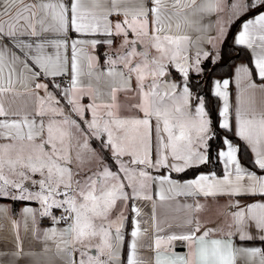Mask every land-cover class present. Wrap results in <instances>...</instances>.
I'll list each match as a JSON object with an SVG mask.
<instances>
[{
  "label": "snow or ice",
  "instance_id": "6c2138e0",
  "mask_svg": "<svg viewBox=\"0 0 264 264\" xmlns=\"http://www.w3.org/2000/svg\"><path fill=\"white\" fill-rule=\"evenodd\" d=\"M217 6V0H0V197L35 200L41 216L50 217L54 225L61 221L67 225L44 232L45 240L59 235L56 249L64 264H76L68 259L75 252L80 254L78 264H119L127 217L121 209L113 218V211L119 201L127 207L129 200H151V184L161 189L157 195L162 200L165 184L169 192L186 196H258L264 200V111L242 107L239 97L234 135L251 150V169L238 158L236 143L226 137L217 151L224 165L222 178L194 172L193 179L178 182L161 172L181 173L212 161L213 121L202 97H195V111H191L188 82L189 48L196 50L198 65L200 38L193 40L185 29L199 31L201 16L215 12ZM229 7L233 10L230 21L252 13L241 21L235 43L252 50L254 67L241 64L235 68L237 85L245 82L248 88L264 91V0H233ZM113 15L115 22L110 19ZM70 31L78 38L71 40L69 59L61 50L68 47ZM97 34L121 38L115 57L107 56L104 65L85 48L91 45L94 49L98 43L112 46L114 40L79 38ZM257 40L259 45H255ZM145 41V50L138 51ZM152 50L157 55L152 56ZM170 66L183 77L181 84L161 80L171 74ZM57 76H70L62 91L54 79ZM41 78L44 82H39ZM228 86L224 80L214 87V95L225 100L219 112L222 129L229 128ZM21 90L35 97L32 111L6 109L3 100ZM120 92L133 93L123 113ZM61 96L84 126L61 106ZM85 96L90 103H81ZM87 113H91L90 120ZM90 137L99 141V150L91 147ZM106 151L111 153V164L103 155ZM148 169L160 175L153 176ZM25 181L38 190H29ZM184 207L199 211L202 205ZM231 207L239 210L232 212L226 232L205 228L199 219L190 218L184 225L187 231L157 235L154 261L138 253L144 246L141 237L150 230L142 232L132 220L126 264H264L259 248L237 246L231 239L237 234L241 240L252 239L247 228L253 224L264 239V202L241 206L237 201ZM54 209L61 210L59 217ZM131 211L140 215L135 205ZM22 213L32 216L35 223L32 208L24 207ZM174 241H184L188 252L168 255ZM93 248L95 253L89 254Z\"/></svg>",
  "mask_w": 264,
  "mask_h": 264
},
{
  "label": "crops",
  "instance_id": "0c3cea01",
  "mask_svg": "<svg viewBox=\"0 0 264 264\" xmlns=\"http://www.w3.org/2000/svg\"><path fill=\"white\" fill-rule=\"evenodd\" d=\"M230 1V0H228ZM250 13V12H249ZM248 14V13H246ZM244 14V15H246ZM242 15V16H244ZM240 16V17H242ZM252 15L248 16L251 17ZM239 17V18H240ZM246 17L245 19H247ZM110 19L115 22L117 17L115 15L111 16ZM243 19V20H245ZM238 19L233 18L231 21L227 23L226 30L224 34H222L221 37H219L218 44V55H219V49L228 33V30L230 26L237 21ZM199 31H193L185 29V31L188 33V35L195 40L197 37H199V43L198 47L201 49L200 52V63L197 65L195 64V60L197 57V52L194 48H189V56H190V62L192 63V67L196 66L199 69H202V64L206 60H210L209 56L211 54V48L215 45V38L218 34L217 31V10L211 14H203L200 18V24H199ZM241 30V22L238 24L234 34H233V43H235V37ZM69 41H68V47L67 49H62V53L66 55L67 57H71V40L77 39L78 34L75 32H69ZM81 39H97L98 41H104L106 39H113L114 44L112 46H109L106 43H98L96 47L93 49L91 45L87 46L85 48V52H87L89 55H92L98 59V63L100 65H104V62L107 58V56L111 55L115 57L116 52L115 49L119 47V44L121 42L120 37L112 36L108 37L103 34H97L96 36H89V37H79ZM132 37L130 36V39ZM147 41L144 43H141L138 45L137 50H141L142 47H146ZM259 41L257 40L255 42V45H259ZM241 47H244L250 56V63L251 66L253 65V53L252 50L247 48L243 45H238ZM260 49L257 47V52H259ZM204 52H208V56L205 57L203 55ZM137 60H139V57H137ZM241 64L250 66L246 63L244 60H237L235 61L231 68H230V74L228 77H212L209 82H211L212 79H222L221 83L225 80L229 81V86L226 89L227 92V104L229 107V113L226 117L229 128L223 129L229 133L232 134V136L235 137L234 131H235V112L238 104V97H239V103L244 108H254L257 113L264 111V91H261L259 87L253 89L246 87L245 82H241V84L237 85L236 77H235V68L237 66H240ZM191 69V68H190ZM170 71L172 74H180L174 66H170V68L167 70ZM190 72V71H189ZM181 75V74H180ZM172 76V75H171ZM61 76L55 77V81L58 83V78ZM169 75L166 77H162L161 80H164L165 78L168 80ZM177 79L176 77H174ZM53 78L48 77V80L51 81ZM68 79L70 81V76H68ZM172 82L178 81L171 79ZM39 82H44L43 78ZM255 83L257 85L260 84L259 78H255ZM68 84L61 85V91L63 88L68 87ZM132 85L135 86V77L132 79ZM50 91L55 94V90L50 88ZM39 94L41 96L44 95L43 89L38 90ZM119 103L121 104V111L122 113L126 111V106L130 102L129 97L133 95V93H124L120 92L117 94ZM193 96V95H192ZM194 97V96H193ZM61 100V106L66 108L68 113L71 115L73 119H76L83 125V121H80L79 116H76L75 113H71L69 106L67 105V102L63 100V97H59ZM217 104L216 105V113L218 118V127L219 122L221 118L219 117V112L223 108L224 105H221L222 103L217 97ZM219 101V103H218ZM89 97L85 96L81 100V103L88 104L90 103ZM195 102L194 100L191 101ZM4 106L6 109H11L12 111H20V112H30L34 108L35 104V97L29 93L21 90V92L17 95L10 96L9 98L3 100ZM194 106L191 108L193 109ZM205 111L208 113L207 108L205 107ZM193 112V111H192ZM87 118L91 119V113H87ZM39 119V118H37ZM220 128V127H219ZM222 129V128H220ZM214 130V126H213ZM85 131H87L85 126ZM227 136L222 137V141ZM228 138V137H227ZM236 138V137H235ZM83 140L84 137H81ZM237 139V138H236ZM238 140V139H237ZM240 143H242L246 149L249 152L250 158L252 157V152L247 146V144L242 141L238 140ZM235 142V141H234ZM89 143L92 148H95L99 150L100 143L98 140H96L94 137L89 138ZM236 145L239 148V144L235 142ZM218 151V149H217ZM106 160L111 164V153L110 151H106L103 153ZM238 158L239 157V151H238ZM124 159H127L125 157ZM219 162V161H218ZM242 162V161H241ZM243 163V162H242ZM244 164V163H243ZM221 173H216L214 171H202L199 173L204 174H210L215 173L218 178L223 177L224 172V165L222 162H219ZM247 166L246 164H244ZM113 171L117 170V166L112 164ZM91 167L93 170L96 169L97 164L94 162ZM249 169L251 167L247 166ZM151 175L153 176H159L160 173H157L153 169H148ZM259 171V170H257ZM161 172L164 175H168L170 179L178 181V182H184L191 178H176L173 175L178 174L177 172H169L167 169H161ZM123 175V173H121ZM11 179H19L18 177H10ZM25 186L29 188L31 191H37L38 186H33L31 184V181H25ZM169 186L165 184L163 186V194L165 196V199H160L157 195L158 192L161 191V189L156 184H151L148 188L149 194L152 196L151 200H145V199H136V200H129L127 201V207H125L124 201L118 202V207L113 211V218L119 213V211L122 209L124 212L125 217L127 219L124 222V228L122 229L123 233V241L120 245V257H119V264H126V255L128 250V244L131 242V231L133 230L132 220H136L137 223L140 226V230L143 232L145 229H149L150 231L148 233H145L144 236L141 237V243L144 245L142 248L138 249V253L143 259H152L154 261L155 259V252H154V241L157 235H167L171 234L172 232L181 233L187 231V228L184 227L186 224V221L190 218H197L201 222L202 226L205 228H211V229H224L225 232L227 231V225L231 223L232 221V212L238 211L239 209L236 207H231V205H234L237 201L240 202L241 206H244L249 203H260L264 202V200H261L260 197H251V196H233L229 197L227 195H217V196H207L205 197L202 194L194 195V196H186L183 194H177L176 192H169L168 191ZM129 193H131V189L127 190ZM2 199V200H1ZM13 201H19V200H12L11 198L6 197H0V209H4L2 213H0V264H64V257L57 253L56 249V242L59 241L60 237L57 234L55 237H51L47 240L44 238V232L47 229H51L53 227L57 228L58 230L66 227L67 225L61 221L59 224H53L50 217H44L41 216L40 213V204L35 201H29V200H23L22 203H19L15 205V212L12 211V202ZM200 204L202 205V208L199 211H196L194 207L192 209L184 207V205H196ZM135 205L140 212V215L137 216L136 213H133L131 211V207ZM24 207L32 208L35 212V223H33V217L28 216L24 217L22 213V209ZM54 214H61L60 209H54ZM153 216H155V220H153ZM13 222L16 223V227H13ZM171 226V227H170ZM158 229H163L164 231H158ZM115 233V228H113V234ZM247 233L249 236H252V239H246L241 240L239 235H234L231 237L234 244L241 247H248V248H259L262 252H264L263 244L264 239L261 238V233L259 230L255 227V225H251L247 228ZM17 237L19 239L17 240ZM149 244L152 245V248H149ZM47 248V251L45 250ZM92 253L95 252V250L90 249ZM19 253L18 255H13V253ZM188 252L187 244L184 241H174L171 245V247L168 250V255L170 256H183ZM68 259L74 260L77 263V252L70 253L68 256Z\"/></svg>",
  "mask_w": 264,
  "mask_h": 264
},
{
  "label": "trees",
  "instance_id": "16d2710c",
  "mask_svg": "<svg viewBox=\"0 0 264 264\" xmlns=\"http://www.w3.org/2000/svg\"><path fill=\"white\" fill-rule=\"evenodd\" d=\"M252 15V13H248L242 17H240L237 21H235L229 28L228 33L219 49V62L213 66L209 65V60L204 61L202 64V69L205 70L209 68L208 73H207V78L205 80L204 86L202 88L203 95L205 96L206 103L208 104L207 110L208 113L210 114V117L213 121V126H214V138L210 141L212 145L211 149V157L212 161L211 163L207 165H202L198 169H190L185 172H181L178 174H174L173 176L176 178H191L194 177V172L199 173L202 171H214L216 173H221L220 170V165L217 159V149L218 145L222 143V137L227 136L228 138L232 139L233 141L237 142L239 144V157L240 160L246 164L247 166L252 168V165L248 163L250 156L249 152L246 149V147L240 143L234 136H232L231 133L220 129L218 127V118H217V113H216V105L217 101L214 98V96L210 95L208 93V82L212 77H228L230 74V68L232 64L237 61V60H244L248 65L251 66L250 63V56L248 51L241 46L235 45L233 43V34L238 26V24L245 19L246 17ZM208 100V102H207ZM2 200V199H1ZM22 203V201H13L12 202V211L15 212V205ZM264 247V244H263Z\"/></svg>",
  "mask_w": 264,
  "mask_h": 264
},
{
  "label": "rangeland",
  "instance_id": "374dc122",
  "mask_svg": "<svg viewBox=\"0 0 264 264\" xmlns=\"http://www.w3.org/2000/svg\"><path fill=\"white\" fill-rule=\"evenodd\" d=\"M232 2H233V0H230V1H228V0H217V4H218V6H217V31H218V34H217V36L215 38V45L212 46V48H211L212 51H211V54L209 56L210 57L209 58L210 59L209 60L210 61L209 62V65L210 66H213V65H215V64H217L219 62V55H218L219 44H218V40H219V37H221L222 34H224V32L226 30L227 23L230 21L229 18L233 14V10L229 7V5ZM222 27L224 29V32L223 33H221V28ZM145 48L146 47H142V49L141 50H138V51H144ZM151 55L152 56H155L157 54L155 53L154 50H152ZM214 57H215V63H213V58ZM196 68H197L196 66H193L189 70L190 71L189 72V76H188L189 88H190V91H191L192 95L194 96L193 97V100L197 96L198 97H202L204 99V101H205V107L207 108L208 104L206 103V99H205V96L203 95L202 88H203L204 83H205V80L207 78V73H208L209 68H207V69H205L203 71L200 69L199 72L196 71ZM174 77H176L177 79H175ZM171 79L178 81L179 84H181L182 81H183V77L180 74H175V75L173 73L170 74L169 77H168V81L172 82ZM223 80H225V79H223ZM217 81H220L221 82L222 79H218V80L217 79H212L211 82L209 83V86H208V93L210 95L214 96V98L216 100H217V96L214 95V87H215V83ZM218 99L222 103L221 105H224L225 100L222 99V98H220V97H218ZM207 102H208V100H207ZM218 103H219V101H218ZM194 104H195V102H192V105L193 106H194ZM191 111H193V113H194L195 108L191 109ZM94 253H92L91 251H89V254H94ZM79 259H80V254H79V252H77V263L79 262Z\"/></svg>",
  "mask_w": 264,
  "mask_h": 264
},
{
  "label": "built area",
  "instance_id": "2783aa9c",
  "mask_svg": "<svg viewBox=\"0 0 264 264\" xmlns=\"http://www.w3.org/2000/svg\"><path fill=\"white\" fill-rule=\"evenodd\" d=\"M57 80H58V83L61 85L68 84V82H69L68 76H61ZM56 216L59 217L60 214H56Z\"/></svg>",
  "mask_w": 264,
  "mask_h": 264
}]
</instances>
